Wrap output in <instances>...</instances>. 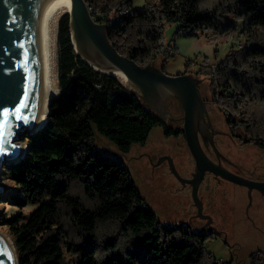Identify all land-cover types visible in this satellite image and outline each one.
<instances>
[{"label": "trees", "instance_id": "16d2710c", "mask_svg": "<svg viewBox=\"0 0 264 264\" xmlns=\"http://www.w3.org/2000/svg\"><path fill=\"white\" fill-rule=\"evenodd\" d=\"M85 1L93 18L108 24L118 52L138 64L160 59L164 70L173 49L162 42L167 23H176L179 34L229 41L224 58L200 64L196 74L207 79L229 134L264 148V0H145L139 7L133 0ZM56 44L59 93L44 125L22 137L24 157L2 170L17 188L10 203H38L25 220L21 211L1 216L18 263L231 264L211 257L205 238L189 227L162 224L122 161L98 152L93 141L95 128L127 152L156 125L175 136L182 128L170 127L135 90L81 59L67 13L59 17ZM250 256L252 264H264L255 252Z\"/></svg>", "mask_w": 264, "mask_h": 264}, {"label": "rangeland", "instance_id": "374dc122", "mask_svg": "<svg viewBox=\"0 0 264 264\" xmlns=\"http://www.w3.org/2000/svg\"><path fill=\"white\" fill-rule=\"evenodd\" d=\"M144 2L145 0H133V5L139 7ZM162 42L173 47L172 56L169 57L164 68L165 73L175 75L189 70L187 72L197 77H200L196 74V69L200 64H213L224 58L229 47V41L225 38L218 37L210 40L204 34L199 36L179 34L176 32V23L174 22L164 26ZM188 59L191 60L186 63ZM149 64L159 66L160 59H155ZM120 83L126 89L134 90L125 82L120 81ZM56 84L59 90L57 44ZM198 86L206 106L204 118L206 127L204 134L200 136L202 147L206 148V145H209L214 154L223 160L220 164L230 171L232 169L239 170L255 179L264 177V148L241 142L232 137L225 125L223 115L211 101L207 79L202 77ZM164 107L167 114L162 119L166 124L174 129L182 128L183 108L179 100L172 94L166 95ZM93 141L98 152L122 161L145 204L156 214L162 224L183 225L194 232L200 231L197 219H194V223L190 220L196 210L191 197V185L182 188L180 185L182 181L175 177L170 168L169 159L181 177H183L182 175L191 177L194 170V161L186 145L183 132L176 136L169 135L164 132L161 126L156 125L144 143L132 144L127 152L120 151L111 140L98 133L95 128H93ZM211 156L213 157V153ZM0 184L4 187L0 192V226L6 228L10 233L9 226L4 224L1 219L2 214L11 215L21 211L25 220L38 203L27 202L21 206L12 204L9 202V195L17 190L14 181L9 177L1 176ZM198 195L204 200V209L207 211L215 209L226 211L228 217L225 218V224L222 226L227 228L229 234L233 232L234 239L237 241L232 244V249L222 238L208 237L205 239L204 245L206 252L211 257L217 260H230L231 264H252L250 251L255 250L257 257L264 258V224L263 220L259 221L253 212L257 204L261 205L258 202L259 194L256 189L249 192L246 186L236 185L225 180L216 182L207 176L199 187ZM247 207H250V215L259 224H235L236 216H240V211L243 209L245 211Z\"/></svg>", "mask_w": 264, "mask_h": 264}, {"label": "water", "instance_id": "95a60500", "mask_svg": "<svg viewBox=\"0 0 264 264\" xmlns=\"http://www.w3.org/2000/svg\"><path fill=\"white\" fill-rule=\"evenodd\" d=\"M45 2L0 0V177L4 166L24 157L8 164L21 155L23 143L18 141L26 133V126L36 121L43 74ZM63 13L69 17L75 52L95 70L115 76L110 64L116 66L143 103L161 118L167 114L164 97L172 94L179 100L183 108V136L195 166L190 178L181 177L171 159L170 168L175 177L191 185V197L198 214L202 209L198 187L206 172L246 186L249 192L252 189L264 191V181L232 172L205 153L199 140V134H204L206 114L198 86L201 77L189 72L167 74L159 66L138 64L131 56L118 52L109 40L108 24L93 18L85 0H69V10ZM49 113L50 107L47 116ZM3 188L0 184V192ZM17 254V249L16 254H12L0 236V264H19Z\"/></svg>", "mask_w": 264, "mask_h": 264}, {"label": "bare ground", "instance_id": "6f19581e", "mask_svg": "<svg viewBox=\"0 0 264 264\" xmlns=\"http://www.w3.org/2000/svg\"><path fill=\"white\" fill-rule=\"evenodd\" d=\"M67 10H69V0H46L43 8L45 27L43 38V74L41 95L37 109L36 121L33 124L26 126L25 130L27 133H34L43 125L45 119L47 118L49 101L53 96L57 95V92L59 91L56 84V27L57 20L60 15ZM110 70L121 82H127L123 72L116 66L110 64ZM18 142L23 143L22 153L18 158L8 161V164L21 158L26 153V140H20ZM0 236L4 239L5 243L12 251V254L15 255L16 248L14 245L13 235L9 233L6 228H2L0 226Z\"/></svg>", "mask_w": 264, "mask_h": 264}, {"label": "flooded vegetation", "instance_id": "af4514ba", "mask_svg": "<svg viewBox=\"0 0 264 264\" xmlns=\"http://www.w3.org/2000/svg\"><path fill=\"white\" fill-rule=\"evenodd\" d=\"M200 136L201 135H199V139H200ZM200 141H201V139H200ZM201 143H202V141H201ZM210 148L211 147L209 145H206V148L203 147V149H204L205 153L208 155V157L211 160H213L214 162H217V163L221 162L222 163L223 160L220 159L218 156H216L214 154L213 150H211ZM211 152L213 153V157L211 156V154H212ZM193 161H194V159H193ZM194 166H195V163H194ZM232 171L237 173V174H240L242 176H245L247 178H251V177L243 174L239 170H233L232 169ZM193 172H194V170L192 171V173ZM238 172H240V173H238ZM192 173H191V176H192ZM182 176L184 178H190V176H184V175H182ZM207 176H210L211 179L213 181H216V182H219L220 180L229 181V180H226V179H223V178H218V177L214 176L210 172H206L205 175H204V178L202 179V181L199 184V187L204 182V180L206 179ZM252 179H255V178H252ZM255 180L264 181V177H256ZM229 182H231V181H229ZM180 185H181L182 188H184L186 186H190V184L187 183V182H182V184L180 183ZM236 185H238V184H236ZM199 187H198V190H199ZM190 188H191V186H190ZM256 191L259 194L258 202H260L261 205L259 206V204H257V206L255 208V211H253V212H254V215L256 214V216L258 217L259 221L263 220L262 223L264 224V191L262 192V191L257 190V189H256ZM200 200H201V203H202L201 214H198L197 207L194 205L196 207V210H195V213L193 214L194 217L192 216V218L190 219V220H192L193 223H194V219H197V221H198L200 231H195V232L200 234V235H202L205 239H207L208 237H217V238L220 237V238H222V240L227 245H229L233 249L232 244L237 242L234 239L233 232H231V234H229L227 228L225 229V227L222 226V224H225V222H224L225 218L228 217V214L226 213V211H224L223 209H221V210L218 209L219 211H217L216 209L207 211L206 209H204V205H205L204 200L201 199V198H200ZM193 204H194V202H193ZM249 209H250V207H247V208H245V211H244V209L240 211V216H236L237 218H235V224L236 223H241V224H259V223L255 222V220L252 218V216L249 213ZM222 214H224V215H222ZM236 214H237V212H236ZM254 251L252 250V251H250V253H253ZM234 253L235 252L233 250V254Z\"/></svg>", "mask_w": 264, "mask_h": 264}, {"label": "built area", "instance_id": "2783aa9c", "mask_svg": "<svg viewBox=\"0 0 264 264\" xmlns=\"http://www.w3.org/2000/svg\"><path fill=\"white\" fill-rule=\"evenodd\" d=\"M89 9V8H88ZM122 11H125V10H122Z\"/></svg>", "mask_w": 264, "mask_h": 264}]
</instances>
